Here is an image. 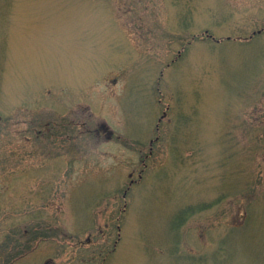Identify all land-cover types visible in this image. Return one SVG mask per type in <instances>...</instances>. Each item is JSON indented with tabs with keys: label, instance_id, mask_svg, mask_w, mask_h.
<instances>
[{
	"label": "rangeland",
	"instance_id": "1",
	"mask_svg": "<svg viewBox=\"0 0 264 264\" xmlns=\"http://www.w3.org/2000/svg\"><path fill=\"white\" fill-rule=\"evenodd\" d=\"M0 264H264V0H0Z\"/></svg>",
	"mask_w": 264,
	"mask_h": 264
},
{
	"label": "flooded vegetation",
	"instance_id": "2",
	"mask_svg": "<svg viewBox=\"0 0 264 264\" xmlns=\"http://www.w3.org/2000/svg\"><path fill=\"white\" fill-rule=\"evenodd\" d=\"M103 126V130H106L105 128H104V125H102ZM109 137H111L110 135H109Z\"/></svg>",
	"mask_w": 264,
	"mask_h": 264
}]
</instances>
